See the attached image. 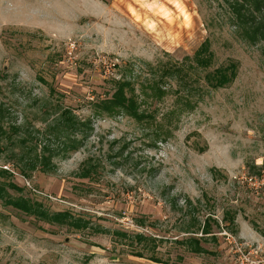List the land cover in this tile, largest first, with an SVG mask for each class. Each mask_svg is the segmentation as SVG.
<instances>
[{"label": "rangeland", "instance_id": "rangeland-1", "mask_svg": "<svg viewBox=\"0 0 264 264\" xmlns=\"http://www.w3.org/2000/svg\"><path fill=\"white\" fill-rule=\"evenodd\" d=\"M106 1L0 0V264H264V41L225 0Z\"/></svg>", "mask_w": 264, "mask_h": 264}, {"label": "trees", "instance_id": "trees-1", "mask_svg": "<svg viewBox=\"0 0 264 264\" xmlns=\"http://www.w3.org/2000/svg\"><path fill=\"white\" fill-rule=\"evenodd\" d=\"M104 3H107L106 0H101ZM231 12L234 15V18L238 26L242 29L243 35L250 40H263L264 41V0H231L227 1ZM213 53L210 50V43L208 39H205L199 47L194 52L193 56L189 59L195 66L201 67L203 69H208L212 64ZM238 64L236 62H229L226 65L219 66L214 68L212 71L206 72L204 75V80L206 85L212 89H218L225 87L233 82L237 75ZM116 87L110 98L101 100L100 106L102 109H108L110 106L121 107L135 117L136 119H143L147 115L137 111V102L132 97V95H126L125 89L129 87L128 82L118 81L115 83ZM5 172V171H4ZM86 176V173L83 174ZM13 188H16L14 185H11ZM11 204L17 209L27 213L28 215H33L38 219L46 221L48 223L55 224H67L69 227L80 228L79 219H71L70 213L67 211L54 212L53 214H47L44 211L40 203L31 202L29 200H21L11 202ZM79 220V221H78ZM233 217H229V221L233 222ZM208 220L204 221L203 229L205 232L209 228L207 224ZM137 239L142 241L145 237L142 235L136 234ZM193 248L191 249L194 252H199L200 245L198 239H195ZM138 257H142V253H134ZM149 260L160 263V259L151 256Z\"/></svg>", "mask_w": 264, "mask_h": 264}, {"label": "built area", "instance_id": "built-area-1", "mask_svg": "<svg viewBox=\"0 0 264 264\" xmlns=\"http://www.w3.org/2000/svg\"><path fill=\"white\" fill-rule=\"evenodd\" d=\"M1 167H2V169L11 170L7 165L1 166ZM11 171H12V170H11ZM14 174H16V173L14 172ZM247 181H248L250 184L255 185V182L253 181V178H252V177L247 178Z\"/></svg>", "mask_w": 264, "mask_h": 264}]
</instances>
